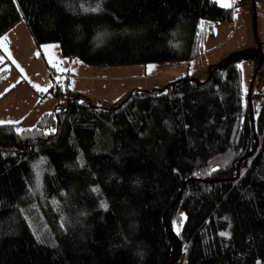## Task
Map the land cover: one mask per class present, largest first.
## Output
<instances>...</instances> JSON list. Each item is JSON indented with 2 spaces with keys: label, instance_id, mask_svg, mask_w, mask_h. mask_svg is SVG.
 Segmentation results:
<instances>
[{
  "label": "trees",
  "instance_id": "obj_1",
  "mask_svg": "<svg viewBox=\"0 0 264 264\" xmlns=\"http://www.w3.org/2000/svg\"><path fill=\"white\" fill-rule=\"evenodd\" d=\"M235 13L215 0H0V37L23 19L36 44L87 64L191 62L208 23ZM240 61L109 108L73 94L31 128L0 124V264H264V93L243 90Z\"/></svg>",
  "mask_w": 264,
  "mask_h": 264
},
{
  "label": "rangeland",
  "instance_id": "obj_2",
  "mask_svg": "<svg viewBox=\"0 0 264 264\" xmlns=\"http://www.w3.org/2000/svg\"><path fill=\"white\" fill-rule=\"evenodd\" d=\"M232 7L237 17L234 30L230 31L231 22H209L211 36L202 54L191 62L87 64L63 56L56 42L36 44L25 20H20L0 37L4 43L0 47V124L31 128L41 114L62 110L73 94L80 103L109 108L133 89H158L184 75L202 81L215 65L239 54L243 90L252 88L255 80L264 93V0H236ZM40 166L37 162L36 168ZM178 229L175 225V232Z\"/></svg>",
  "mask_w": 264,
  "mask_h": 264
},
{
  "label": "snow or ice",
  "instance_id": "obj_3",
  "mask_svg": "<svg viewBox=\"0 0 264 264\" xmlns=\"http://www.w3.org/2000/svg\"><path fill=\"white\" fill-rule=\"evenodd\" d=\"M218 2H220L221 6H223V7H232V3L230 2V0H218ZM91 10L92 11H99L100 10L99 5L97 6L96 9H91ZM0 47H4L3 42H0ZM5 50H7V49L5 48ZM0 59H2V58H0ZM39 90L44 91L45 89H39ZM0 123H2V122H0Z\"/></svg>",
  "mask_w": 264,
  "mask_h": 264
},
{
  "label": "crops",
  "instance_id": "obj_4",
  "mask_svg": "<svg viewBox=\"0 0 264 264\" xmlns=\"http://www.w3.org/2000/svg\"><path fill=\"white\" fill-rule=\"evenodd\" d=\"M216 1V0H215ZM217 2V1H216ZM230 2H235V4H236V0H232V1H230ZM217 3H219V2H217ZM235 4H232V5H235ZM237 23V17H235V15H234V19H233V21H231V27H230V31L232 32L233 30H234V27H236V23ZM235 23V24H234ZM231 32H230V34H231Z\"/></svg>",
  "mask_w": 264,
  "mask_h": 264
}]
</instances>
